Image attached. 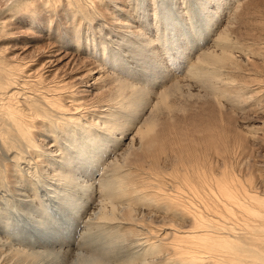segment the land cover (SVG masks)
<instances>
[{"label": "bare ground", "instance_id": "obj_1", "mask_svg": "<svg viewBox=\"0 0 264 264\" xmlns=\"http://www.w3.org/2000/svg\"><path fill=\"white\" fill-rule=\"evenodd\" d=\"M143 1L10 0L0 10V264H264V171L256 181L240 159L264 145L252 124L264 75L238 74L232 57L241 3L216 34L219 53L187 67L168 32L174 14L155 0L138 14ZM197 4L210 32L209 5ZM68 57L95 83L62 76ZM165 63L184 75L162 76Z\"/></svg>", "mask_w": 264, "mask_h": 264}, {"label": "rangeland", "instance_id": "obj_2", "mask_svg": "<svg viewBox=\"0 0 264 264\" xmlns=\"http://www.w3.org/2000/svg\"><path fill=\"white\" fill-rule=\"evenodd\" d=\"M8 1H10V0H0V10H2L7 5ZM155 1H156L155 6L158 9V11L161 12V15L164 13H166V14L173 13L174 14L173 17H171L172 19L170 20V22H172V23H170V25H169V27H171L172 30H171V32H170V30L168 31L169 27H167V31L171 35L170 38H171L172 44L174 43L175 47H177L180 51L179 55H180L181 59L178 58V61L180 60L181 62H184L187 67L190 66V63L194 62L195 57L201 51H214V52L219 53L217 48L214 46L215 45L214 39L216 37V34L225 24V19L227 16H229V13L232 11V8L235 7V5L241 3L240 8H239V12H238V19L234 23V26L232 28V31H231L230 37H229V39H230L229 42L233 43L234 47H236V48L239 47V49L237 48V49L233 50L234 53H233L232 57H233V60L240 66V72H238V74L242 75V73L244 72V74L248 73V74L254 75V76L264 75V0H239V1H237V0H226L225 1L226 3L223 2L224 9H222V7L220 6V9H219L220 12L219 13H217V8L219 6L218 4L220 3V0H215V2H212V0H209V1L205 0L208 3L205 5L206 6L209 5L210 19H213V24H214V25L213 24L211 25L210 32L209 31L208 32L202 31V28H201L202 23H203L201 20V17L203 16L202 13H204V10L202 8V5H200V4L196 5V3H198L202 0H200V1L194 0L195 4H194V9H192V11H193L192 14L188 13L190 8H189V5L185 3V0H183V1L182 0H155ZM218 1H219V3H217ZM149 5H150L149 0L143 1V5L141 6L142 7L141 10L145 8V11L142 12L140 10L138 12V14H140V13L147 14V12H148L147 15L151 14ZM112 6L113 5H111V6L109 5V7H112ZM118 6H119V4H118ZM105 10L107 12H110L109 8H107ZM185 10L187 13H184ZM174 12H177V13H174ZM183 17H187V19H185ZM184 21L186 24L184 23ZM192 24L194 25L193 28L190 27V26H192ZM171 25L176 27L175 29H177V30L174 31L175 29H173ZM103 26L105 27L106 25L103 24ZM104 27H102V28L99 27V28H97V30L102 29L101 30L102 34H104V33L107 34V32H108L107 27L106 28H104ZM107 35H108V37H111L110 40H113V42L110 43L112 48L124 55V57L121 60L128 62L130 67H132L133 69H136V64L133 63L131 58L129 57L130 54L127 52H123L122 50H119L118 45L114 44V41H115V43H117V42L120 43V41L118 40L119 37L116 38L117 36L115 34H113V35L107 34ZM151 35L153 36L154 34H150L149 37ZM26 36H28L29 38L32 37L30 35H26ZM95 36L99 37L100 34L97 32V34ZM35 43H36V41L32 42L31 43L32 46H35ZM44 43L45 42L41 40L38 42L37 45L38 46L43 45ZM19 46H24V45H19ZM27 47H28V45H25L23 48L26 49ZM240 47L242 48L241 50H240ZM27 51H30V49H27ZM159 51L161 52V50H159ZM161 54H162V52H161ZM69 59H71V58L68 57L66 60H64V62H62L61 65H59V66H62V68H61V70H63V74L61 73L62 76H64L66 74L64 77L69 76V79L74 80V83L78 84V86H80L81 83H85V81H87L88 84L95 83L96 80L94 78H96V76H97L95 73H92V75H91L90 73L87 72V70H86L87 68L84 67L82 64H80L78 62L74 63V61L69 60ZM75 65L76 66L79 65L80 67L79 66L76 67ZM185 65L182 67V69H184ZM163 67H164V69H163V72L161 74L162 76L168 72L170 74L172 73L175 75L174 72H177V70H176L177 67L175 65H172L171 63H165ZM64 70L68 73V75ZM67 70H70V71H67ZM165 71H167V72H165ZM85 72H86V74H85ZM181 72H183V71H181ZM181 72H177L176 74L179 76H182V74L184 75V73H181ZM82 74L83 75L85 74V76H83ZM89 74H90V76H87ZM161 75L156 74L155 76H153L152 79H154V81H160L159 77ZM74 76L77 77L79 81L77 80L75 82ZM80 76H82V77H80ZM84 77L86 80L83 79ZM145 78H146V76H145ZM81 79H83V82ZM149 87L154 88L156 86H153L152 82L150 81L147 85L146 90L152 91L151 90L152 88H149ZM194 93H195V91H192V94H194ZM195 102L196 101L194 99L191 101V103H195ZM197 105L199 106L200 104H197ZM255 118L257 119V121L263 122L264 121V114H262V113L255 114ZM260 122L259 123L258 122L252 123V124H254L253 126H256V127H260V128L262 127L261 128L262 130H259V132L261 134L260 133H258V134L260 137L263 136V138H264V131H263L264 125H262ZM233 124L235 125V127H237L236 129H241V130L244 129L243 131H245V125H246L245 123L242 124L241 122H233ZM247 124H249V123H247ZM131 127L134 128V126H131ZM133 131H134V129H131L129 132L133 133ZM129 137H130V135H129ZM48 144H49V142H48ZM48 144H47V146H48ZM245 154H246L245 156H247V157L245 158V156H244V158L241 157L240 159L248 160V161H246L245 164L251 165V167H250L251 170H252V168L254 169L253 176H254L255 180L256 181L260 180L261 174H263V171H264V165H262V164H264V145L253 146V147L251 146L250 148L248 147ZM109 160L110 159H108V161ZM249 161H250V163H249ZM232 162H233L232 164L235 165V163L239 162V160L238 161H232ZM100 167L101 166L98 165L95 168V171H96V169H99ZM245 171H243V172L245 173ZM94 178H98L97 172H95ZM86 180L88 183L93 182L92 180H89V179H86Z\"/></svg>", "mask_w": 264, "mask_h": 264}]
</instances>
